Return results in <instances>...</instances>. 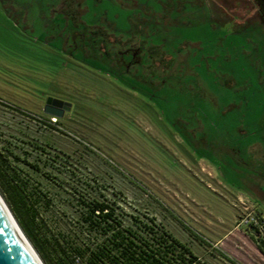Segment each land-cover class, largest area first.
<instances>
[{"label": "rangeland", "instance_id": "374dc122", "mask_svg": "<svg viewBox=\"0 0 264 264\" xmlns=\"http://www.w3.org/2000/svg\"><path fill=\"white\" fill-rule=\"evenodd\" d=\"M88 25L120 36L124 59L137 47V76L63 50ZM48 97L71 109L44 113ZM0 139L52 196L51 223L77 217L87 187L208 264H264L236 226L264 212V0H0Z\"/></svg>", "mask_w": 264, "mask_h": 264}, {"label": "trees", "instance_id": "16d2710c", "mask_svg": "<svg viewBox=\"0 0 264 264\" xmlns=\"http://www.w3.org/2000/svg\"><path fill=\"white\" fill-rule=\"evenodd\" d=\"M71 43L62 42L63 50L78 54L84 62L92 61L93 66L105 67L118 76H137L139 56L135 62H127L123 58V40L105 26L88 25L85 31L77 32ZM162 60H154V67L156 64L163 72ZM48 123L56 125V121ZM8 145L0 139V194L45 264H208L155 217L128 214L115 201L103 194H92L87 187L72 191L77 217L61 224L51 223L47 212L52 196L32 184L29 175L17 165L20 156ZM25 164L34 171L39 169L35 162ZM253 233L264 254V237ZM219 255L227 264H241L224 253Z\"/></svg>", "mask_w": 264, "mask_h": 264}, {"label": "water", "instance_id": "95a60500", "mask_svg": "<svg viewBox=\"0 0 264 264\" xmlns=\"http://www.w3.org/2000/svg\"><path fill=\"white\" fill-rule=\"evenodd\" d=\"M72 103L48 97L43 112L60 118ZM0 264H44L0 195Z\"/></svg>", "mask_w": 264, "mask_h": 264}, {"label": "built area", "instance_id": "2783aa9c", "mask_svg": "<svg viewBox=\"0 0 264 264\" xmlns=\"http://www.w3.org/2000/svg\"><path fill=\"white\" fill-rule=\"evenodd\" d=\"M236 226L251 229L264 237V212L250 209L240 216Z\"/></svg>", "mask_w": 264, "mask_h": 264}, {"label": "flooded vegetation", "instance_id": "af4514ba", "mask_svg": "<svg viewBox=\"0 0 264 264\" xmlns=\"http://www.w3.org/2000/svg\"><path fill=\"white\" fill-rule=\"evenodd\" d=\"M137 47L135 46H130V52H133L132 54H130V56H128L127 59H125L127 62H135V57H137V50H136Z\"/></svg>", "mask_w": 264, "mask_h": 264}]
</instances>
